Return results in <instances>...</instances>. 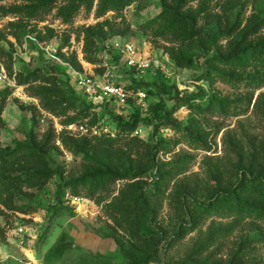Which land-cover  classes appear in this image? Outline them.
Segmentation results:
<instances>
[{
	"label": "rangeland",
	"instance_id": "obj_1",
	"mask_svg": "<svg viewBox=\"0 0 264 264\" xmlns=\"http://www.w3.org/2000/svg\"><path fill=\"white\" fill-rule=\"evenodd\" d=\"M112 3L0 0V264H264V0Z\"/></svg>",
	"mask_w": 264,
	"mask_h": 264
},
{
	"label": "built area",
	"instance_id": "obj_2",
	"mask_svg": "<svg viewBox=\"0 0 264 264\" xmlns=\"http://www.w3.org/2000/svg\"><path fill=\"white\" fill-rule=\"evenodd\" d=\"M112 50H116L120 54H126L127 61L126 63L128 66L135 67L138 70L146 71L150 67V63L143 59L141 56L137 59L140 52L133 46H126L124 49H119L117 47H111ZM76 83L78 87L81 88L85 95L89 99L96 100V99H114L115 101L124 102L126 101L127 97L129 96L127 89L123 85H118L112 82L108 76L106 79H98L93 75H88L87 73H78L76 76ZM146 94L143 91L138 92V97L145 98ZM20 245H26V238L24 237V228H20L19 234ZM1 254V252H0Z\"/></svg>",
	"mask_w": 264,
	"mask_h": 264
},
{
	"label": "trees",
	"instance_id": "obj_3",
	"mask_svg": "<svg viewBox=\"0 0 264 264\" xmlns=\"http://www.w3.org/2000/svg\"><path fill=\"white\" fill-rule=\"evenodd\" d=\"M109 1H112L113 2L112 3L113 6H115V7H119V6H122L123 7L125 5H129V4H131L133 2V0H109ZM120 176H123V175H120ZM137 200L139 202H143L142 199H141V197H139V196H138ZM126 211H129V217H132V219H134V217L132 215V211H130V210H126ZM126 211H125V214H127ZM123 255H124V251H123ZM126 257L130 258L131 255H127ZM124 258H125V256H124Z\"/></svg>",
	"mask_w": 264,
	"mask_h": 264
},
{
	"label": "crops",
	"instance_id": "obj_4",
	"mask_svg": "<svg viewBox=\"0 0 264 264\" xmlns=\"http://www.w3.org/2000/svg\"><path fill=\"white\" fill-rule=\"evenodd\" d=\"M0 252H1V254H2V252H3V254H4L5 249H3V247H0ZM0 257H1V255H0Z\"/></svg>",
	"mask_w": 264,
	"mask_h": 264
}]
</instances>
